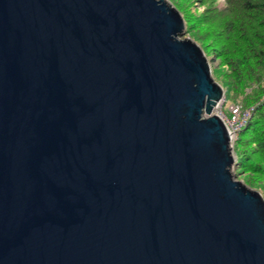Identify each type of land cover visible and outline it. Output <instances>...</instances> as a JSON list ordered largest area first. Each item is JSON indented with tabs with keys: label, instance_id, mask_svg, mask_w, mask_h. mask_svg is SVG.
Returning <instances> with one entry per match:
<instances>
[{
	"label": "water",
	"instance_id": "1",
	"mask_svg": "<svg viewBox=\"0 0 264 264\" xmlns=\"http://www.w3.org/2000/svg\"><path fill=\"white\" fill-rule=\"evenodd\" d=\"M184 27L167 0H0V264H264Z\"/></svg>",
	"mask_w": 264,
	"mask_h": 264
},
{
	"label": "trees",
	"instance_id": "2",
	"mask_svg": "<svg viewBox=\"0 0 264 264\" xmlns=\"http://www.w3.org/2000/svg\"><path fill=\"white\" fill-rule=\"evenodd\" d=\"M191 1L172 0L193 37L213 46L224 65L215 77L224 98L253 106L233 142V166L264 196V0H197L204 8L196 14L188 13Z\"/></svg>",
	"mask_w": 264,
	"mask_h": 264
},
{
	"label": "rangeland",
	"instance_id": "3",
	"mask_svg": "<svg viewBox=\"0 0 264 264\" xmlns=\"http://www.w3.org/2000/svg\"><path fill=\"white\" fill-rule=\"evenodd\" d=\"M167 1L170 2L178 10V8L172 2V0H167ZM219 1L221 2L222 0H219ZM188 4H190L188 6V11H189L188 13L196 14L197 12L203 10V8H204V6L203 5H200L197 0H193L190 3H188ZM181 10H182V13H183V9H181ZM184 11H186V10H184ZM182 13L180 12L181 16H182ZM182 18H183V16H182ZM184 22H185L184 23V26L186 28L184 27V33L182 35H180V37L181 38H185V37L190 38L191 40H193L194 42H196L200 46V48L202 49V51L204 52L206 58L209 61L210 70H211V74H212L213 78L220 84V82L215 77H216L217 74H219L221 72V70L224 67V65H222L220 63L219 58H217L216 53L213 51V46H211L209 44L199 43L198 40H196L193 37L194 35L192 34V31H189L188 30V27H187V24H186L187 21L185 20ZM223 99L224 100L222 101V103L218 104L217 111L218 112H221L222 115H223V117L225 118L229 114V110H228V107L229 106L228 105L231 103V101H230V99L224 98V96H223ZM232 103H237V102H232ZM232 168H233L232 169V173L234 174V179L241 181L243 184H245L246 186H248V187H250L252 189H255V188L251 187L250 185H248V183L246 182V181H249V175H250L249 173H242V171L235 172L234 166ZM255 190H257L258 192H260V194L264 198V196H263V194H262L261 191H259L258 189H255Z\"/></svg>",
	"mask_w": 264,
	"mask_h": 264
},
{
	"label": "built area",
	"instance_id": "4",
	"mask_svg": "<svg viewBox=\"0 0 264 264\" xmlns=\"http://www.w3.org/2000/svg\"><path fill=\"white\" fill-rule=\"evenodd\" d=\"M223 100V98L220 99L214 105L212 112L218 115L226 125L230 137V144L233 148V142L236 138V135L238 131L247 123L249 117L251 116L253 106L244 107L240 102L230 103L228 105L229 114L224 118L222 113L217 111L218 104L222 103Z\"/></svg>",
	"mask_w": 264,
	"mask_h": 264
},
{
	"label": "clouds",
	"instance_id": "5",
	"mask_svg": "<svg viewBox=\"0 0 264 264\" xmlns=\"http://www.w3.org/2000/svg\"><path fill=\"white\" fill-rule=\"evenodd\" d=\"M233 154H234V152H233ZM234 159H235V156H234ZM234 164V163H233Z\"/></svg>",
	"mask_w": 264,
	"mask_h": 264
}]
</instances>
